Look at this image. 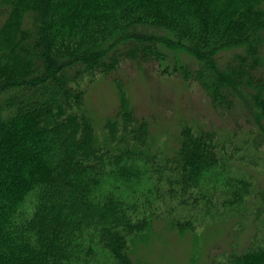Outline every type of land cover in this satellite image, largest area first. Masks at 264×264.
<instances>
[{
    "label": "trees",
    "instance_id": "trees-1",
    "mask_svg": "<svg viewBox=\"0 0 264 264\" xmlns=\"http://www.w3.org/2000/svg\"><path fill=\"white\" fill-rule=\"evenodd\" d=\"M128 68L196 84L235 126L182 122L160 149ZM100 79L118 98L101 120L86 105ZM262 145L264 0H0V264H135L158 220L184 234L231 217L251 240L210 264H264L245 162Z\"/></svg>",
    "mask_w": 264,
    "mask_h": 264
},
{
    "label": "rangeland",
    "instance_id": "rangeland-1",
    "mask_svg": "<svg viewBox=\"0 0 264 264\" xmlns=\"http://www.w3.org/2000/svg\"><path fill=\"white\" fill-rule=\"evenodd\" d=\"M178 55L196 66L193 59L181 53ZM127 70V75H130L128 96L136 112L149 119L152 138L160 149L171 152L182 122L204 129L214 128L224 133L232 131L235 126L233 122L220 118L212 109L204 91L196 84L183 83L174 77L146 76L133 69ZM117 104L114 88L102 79L92 85L86 98L87 108L100 120L111 114ZM238 122L240 126L236 128L238 134L235 140H248L252 143L254 139L248 132L247 124H243V119ZM256 152L250 151V158L245 162L251 164L248 170L258 183L256 188L264 190V145L259 146ZM237 221L232 217L217 220L198 227L194 232L181 234L165 220H158L146 232L144 239L137 241L132 250V258L135 264H210L216 256L232 247L240 250L250 242L255 226L246 223L240 230L236 227Z\"/></svg>",
    "mask_w": 264,
    "mask_h": 264
}]
</instances>
